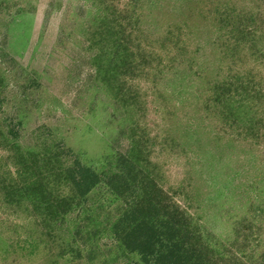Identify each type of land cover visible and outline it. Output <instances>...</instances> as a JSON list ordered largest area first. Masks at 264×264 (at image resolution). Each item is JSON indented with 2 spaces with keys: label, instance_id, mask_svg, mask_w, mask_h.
<instances>
[{
  "label": "rangeland",
  "instance_id": "rangeland-1",
  "mask_svg": "<svg viewBox=\"0 0 264 264\" xmlns=\"http://www.w3.org/2000/svg\"><path fill=\"white\" fill-rule=\"evenodd\" d=\"M92 200L264 264V0H0V264H144Z\"/></svg>",
  "mask_w": 264,
  "mask_h": 264
},
{
  "label": "trees",
  "instance_id": "trees-1",
  "mask_svg": "<svg viewBox=\"0 0 264 264\" xmlns=\"http://www.w3.org/2000/svg\"><path fill=\"white\" fill-rule=\"evenodd\" d=\"M75 173H78V176L80 175V180L74 179V174H71V184L76 187V190L82 189L80 191L82 196L88 195L98 183V176L84 166L78 167ZM119 178L122 179V177ZM107 181L109 180L107 179ZM122 181L128 185L127 178H124ZM120 182L115 183L113 180L109 183L114 196L117 198H120V193H122ZM96 203V201L91 203L89 212L92 213V216L79 217L82 222L84 221L85 225L82 227L79 226V228H77V224L73 225V227L77 229L75 230L77 233H82L83 231L84 235L93 234L92 237H89L92 238L91 246H94L93 242L97 241L98 237H102L104 234L109 235V232L115 237V241L120 243V247L123 248L125 252L129 254H138L140 260H142L144 264H178L182 261L185 264H197L199 261H191V257L187 254L188 247L180 242V235H177L174 231H172V233L170 232L172 230V224H169L167 229H163L157 224L154 215L151 216L152 213H150L152 220L149 219L150 217L148 215L146 216L148 212L143 209L142 205L134 206L130 204V209H125V213L122 217L118 218L110 227L106 226L104 228L102 227L103 222L99 219L100 217L94 209L96 208ZM100 207L103 208V205L101 204ZM100 207H98V209H100ZM63 214L64 212L56 210L51 215L52 222L49 223L52 224L55 219L62 218ZM82 217L84 218L82 219ZM53 224L55 225L56 223ZM96 225H98V228ZM93 256L95 255L93 254ZM64 262L70 264L68 260L65 261L63 258L53 263L62 264ZM53 263L49 262L48 264ZM204 264L206 263L204 262Z\"/></svg>",
  "mask_w": 264,
  "mask_h": 264
}]
</instances>
